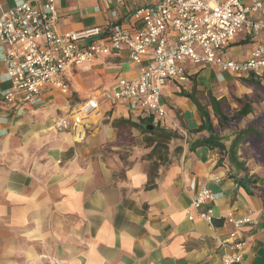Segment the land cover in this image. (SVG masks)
Wrapping results in <instances>:
<instances>
[{"label": "crops", "instance_id": "crops-1", "mask_svg": "<svg viewBox=\"0 0 264 264\" xmlns=\"http://www.w3.org/2000/svg\"><path fill=\"white\" fill-rule=\"evenodd\" d=\"M21 1L0 0V14ZM152 3L57 0L58 30L109 28L116 22L129 26L134 23L133 7ZM262 41V34L252 37L240 32L223 56L246 60ZM105 62L93 63L89 70L70 68L66 73L70 95L53 91L41 103L0 122V264L216 263L224 253L217 240L233 229L226 220L230 212L256 218L241 230L249 238L241 264H264V77L258 78V87L245 81L250 74L235 75L205 65L188 69L184 80L170 79L163 90L166 124L153 122L177 131L183 139L172 140L169 147L172 151L182 145L183 150L165 168L158 157H147L152 149L147 135L130 124H112L118 119L140 122L147 116L123 105L110 106L104 97L119 77L135 76L137 66L127 51ZM5 72L0 61V90L8 87ZM182 91L194 93L203 103L210 96L224 97L233 112L240 108L233 97L246 95L253 101L251 113L239 127L262 115V140L252 138L238 152L249 174L258 179L250 189L231 177L236 170L228 165L227 154L219 164L223 155L217 149L189 150L187 140L194 135L188 130L197 128L202 119ZM93 96L100 102V113L82 127L81 136L74 129L54 128L56 120ZM212 119L218 123L213 114ZM220 134L229 147L233 129L225 127ZM192 178L215 194L213 224L187 218ZM153 182L156 185L147 189Z\"/></svg>", "mask_w": 264, "mask_h": 264}, {"label": "built area", "instance_id": "built-area-1", "mask_svg": "<svg viewBox=\"0 0 264 264\" xmlns=\"http://www.w3.org/2000/svg\"><path fill=\"white\" fill-rule=\"evenodd\" d=\"M123 4L127 0H116ZM61 14L57 0H24L0 14V61L6 66L0 90V122L11 114L20 115L26 106H34L53 91L70 95L66 73L72 67L89 70L96 62L127 51L137 66L133 77H119L117 86L104 93L110 106L123 105L129 110L166 124L168 107L163 90L170 79L184 80L188 69L212 65L220 72L264 77V2L254 0H154L133 7L132 25L113 23L109 28L92 26L82 30L59 31ZM244 32L262 34L263 41L246 60L223 56L224 49ZM100 113L96 96L89 98L66 116L56 120L54 128L70 130L81 136L82 127ZM182 135L188 138L183 129ZM193 193L186 210L189 220L202 219L213 224L216 212L211 203L215 194L189 182ZM226 220L233 229L218 238L224 250L220 261L211 264H241L248 237L241 230L252 226L251 213L230 212Z\"/></svg>", "mask_w": 264, "mask_h": 264}, {"label": "trees", "instance_id": "trees-1", "mask_svg": "<svg viewBox=\"0 0 264 264\" xmlns=\"http://www.w3.org/2000/svg\"><path fill=\"white\" fill-rule=\"evenodd\" d=\"M250 75V78L245 79V81L251 85L261 87L260 80L255 78L252 74ZM181 95L193 100L202 119V123L197 128L188 130L189 135H194L191 139L187 140L189 150L193 151L200 146H207L212 150L217 149L221 155H223V157L219 159V164H221L225 154H227L228 165L231 167L233 166L236 170L231 177H233L239 185H243L249 189L254 186L258 182V179L255 175L249 174L246 163L240 160L238 154L241 145L245 142L252 138L255 141L257 140V142L262 140V115L256 116L254 119L248 121L244 127H239L240 122L251 113V103L253 101L246 95L241 98L233 97L234 101L240 106L239 109L233 112L230 102L228 100L226 101L224 97L218 99L214 96H210L209 102L203 103L194 93L182 91ZM210 108L212 109V113ZM212 114L218 119L217 124L213 123ZM112 124L114 126L130 124L147 135V145L152 148L147 157H158L165 168L171 164V157L183 150L182 145L176 146L172 151L170 150L169 143L174 139H183V137L177 131L155 125L152 117L143 118L140 122L118 119L114 120ZM225 127L233 129L234 137L229 147H226L223 142L224 136L220 134V131ZM155 185L154 182L149 183L147 189H151Z\"/></svg>", "mask_w": 264, "mask_h": 264}, {"label": "rangeland", "instance_id": "rangeland-1", "mask_svg": "<svg viewBox=\"0 0 264 264\" xmlns=\"http://www.w3.org/2000/svg\"><path fill=\"white\" fill-rule=\"evenodd\" d=\"M226 75H227V73H226ZM233 97V96H232ZM234 100L232 99V102H233ZM233 108V107H232ZM262 152H260V154H261ZM262 157H263V155H262Z\"/></svg>", "mask_w": 264, "mask_h": 264}]
</instances>
